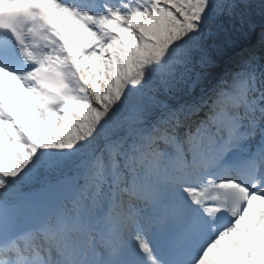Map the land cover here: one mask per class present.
I'll list each match as a JSON object with an SVG mask.
<instances>
[{"label": "snow or ice", "instance_id": "6c2138e0", "mask_svg": "<svg viewBox=\"0 0 264 264\" xmlns=\"http://www.w3.org/2000/svg\"><path fill=\"white\" fill-rule=\"evenodd\" d=\"M0 264H264V0H0Z\"/></svg>", "mask_w": 264, "mask_h": 264}]
</instances>
